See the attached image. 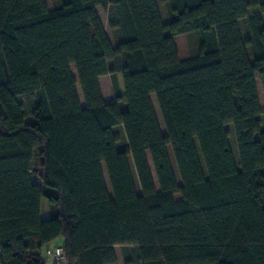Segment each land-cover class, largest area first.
Masks as SVG:
<instances>
[{"label": "trees", "instance_id": "obj_1", "mask_svg": "<svg viewBox=\"0 0 264 264\" xmlns=\"http://www.w3.org/2000/svg\"><path fill=\"white\" fill-rule=\"evenodd\" d=\"M159 3L0 0V264H264V0Z\"/></svg>", "mask_w": 264, "mask_h": 264}, {"label": "rangeland", "instance_id": "obj_2", "mask_svg": "<svg viewBox=\"0 0 264 264\" xmlns=\"http://www.w3.org/2000/svg\"><path fill=\"white\" fill-rule=\"evenodd\" d=\"M46 1H47V3L50 6V5H53L55 0H46ZM157 1L159 3L160 0H157ZM159 10H160V13H161L162 20L164 22H167L168 18H167V14H166L165 8L160 3H159ZM99 14H100V16L102 18V21L105 24V30L107 32V36H108L109 40L114 44L115 38H114L113 31L109 27V21H108L106 12L101 8V9H99ZM240 28H241V33H242L243 37L245 38L246 36H245V32H244L242 23L240 24ZM190 37L191 38L189 39V48L192 51H194V50H196V47L198 46V43L196 42V38H192V36H190ZM249 54L251 56L250 50H249ZM71 73L72 74L76 73L74 67H71ZM105 79L106 80H101V88H102V91H103V93L102 92L101 93L103 95H105L106 98H108L109 97L108 93L110 95L113 94V87H112V81H111L110 77H106ZM117 80H118L119 89L123 93V86H122L121 77L118 76ZM256 82H257V88H258V94H259L260 107H261V109L263 111V114L260 117V120H261V123H262V128H264V88H263V86L261 84V81H260V79L258 77H256ZM76 86H77L76 91H77V94H78V97H79V100H80V104L83 106L84 102H83V97H82V93H81L80 87H79V85H76ZM151 101H152L156 116L158 118L160 129H161L162 133L165 134L164 126H163V123L161 121V118H160V115H159V111H158L154 96L151 97ZM226 128H227V130L230 133V139H229L230 147H231L232 153H233V155L235 157V160L237 161V150H236V143H235V138H234V135H233V130H232L231 126H227ZM119 146L122 148V144H119ZM167 152H168V155H169V158H170L171 166H172L176 181H177V183L179 185L180 184V179H179V175H178V172H177V169H176V165H175V162H174V159H173V156H172V151H171L170 147L167 148ZM128 161H129V165H130V168H131L132 176H133V179H134V184H135L136 191H137L138 194H140V188H139V184H138V181H137V178H136V174H135V170H134V167H133V164H132L131 157H128ZM149 165H150V169L152 171V174L154 176L153 167H152V164H151L150 161H149ZM32 180L37 182L38 184H40V182L35 177H32ZM179 197H180L179 195H176V199H178Z\"/></svg>", "mask_w": 264, "mask_h": 264}, {"label": "crops", "instance_id": "obj_3", "mask_svg": "<svg viewBox=\"0 0 264 264\" xmlns=\"http://www.w3.org/2000/svg\"><path fill=\"white\" fill-rule=\"evenodd\" d=\"M46 4H47V7H48V9L49 10H52L53 8H54V4L53 5H50L49 6V4L47 3V1H46ZM99 9H101V7H97L96 8V12H97V15H98V17H99V19H100V21H101V24H102V26H103V28H104V31H105V33H106V35H107V32H106V30H105V24H104V22L102 21V18H101V16H100V14H99ZM108 37V36H107ZM109 39V38H108ZM111 42V41H110ZM115 43V42H114ZM111 44L114 46V44L111 42ZM106 77H101L100 79H99V85H100V90H101V92L103 93V91H102V88H101V80H106L105 79ZM113 94H109L108 93V98H106L105 97V95H103L102 94V96L104 97V99L106 100V101H109V100H111L112 99V96ZM49 218V208H48V203H47V201H42V203H41V219L42 220H46V219H48ZM113 250H114V253H115V257H116V262H117V264H125L124 263V256H123V250H122V247H119V246H115L114 248H113ZM119 250V251H118Z\"/></svg>", "mask_w": 264, "mask_h": 264}, {"label": "built area", "instance_id": "obj_4", "mask_svg": "<svg viewBox=\"0 0 264 264\" xmlns=\"http://www.w3.org/2000/svg\"><path fill=\"white\" fill-rule=\"evenodd\" d=\"M42 258L46 264H68L62 249L53 245L44 248Z\"/></svg>", "mask_w": 264, "mask_h": 264}]
</instances>
